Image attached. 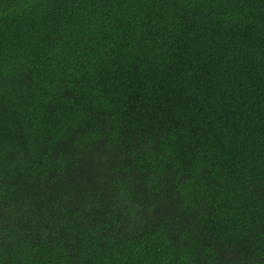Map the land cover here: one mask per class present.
I'll use <instances>...</instances> for the list:
<instances>
[{
  "label": "trees",
  "instance_id": "trees-1",
  "mask_svg": "<svg viewBox=\"0 0 264 264\" xmlns=\"http://www.w3.org/2000/svg\"><path fill=\"white\" fill-rule=\"evenodd\" d=\"M0 264H264V0H0Z\"/></svg>",
  "mask_w": 264,
  "mask_h": 264
}]
</instances>
